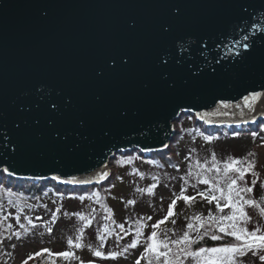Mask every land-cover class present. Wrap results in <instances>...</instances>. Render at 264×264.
Instances as JSON below:
<instances>
[{
	"label": "water",
	"instance_id": "1",
	"mask_svg": "<svg viewBox=\"0 0 264 264\" xmlns=\"http://www.w3.org/2000/svg\"><path fill=\"white\" fill-rule=\"evenodd\" d=\"M190 111L264 118V0H0V171L97 184Z\"/></svg>",
	"mask_w": 264,
	"mask_h": 264
},
{
	"label": "rangeland",
	"instance_id": "2",
	"mask_svg": "<svg viewBox=\"0 0 264 264\" xmlns=\"http://www.w3.org/2000/svg\"><path fill=\"white\" fill-rule=\"evenodd\" d=\"M184 124L185 121L180 122L181 130ZM185 142H183V146L190 148L186 147V151L187 153L191 152V156L189 159H180V164L176 167L168 163L163 166L162 162L165 163L163 159L158 162L157 160H143L136 154L120 156L118 159L120 165L117 170L120 178L107 188L111 193L108 211L100 206L101 203H95L88 197L83 199L74 197L67 201L66 209L62 210L64 216L61 219L59 217L51 218V213H46L44 210L33 212L38 215H31L30 219L43 223L46 227L44 229L41 226L31 227L32 230L37 228L41 232L35 233L28 232L26 228L18 226L17 232L24 231L21 236L12 237L7 243L6 252L0 264H21L30 255L47 248L53 254L65 251L74 253V257L69 259L53 255L57 264H81V262L83 264H136L141 255H144L145 258L140 259V264H148L149 260H152L153 264H158L157 262L160 260L157 261L153 256L145 253L147 244L151 242L150 237L153 231L158 233L159 240H167L169 247L174 251V248L184 247V245L172 244L171 241L182 238L184 232H189L190 238L196 241L198 236L203 233L204 228L200 225L210 221L208 219L210 215H231L235 211L231 207H225L226 198L219 199L220 207L224 208L221 212L216 201L208 203L207 200L197 195L199 192L205 194L213 192L217 197H220V193L214 191L212 184L218 183L220 187L226 189L227 180L223 169L229 158L244 162L243 165H236V167L246 168L247 161H252L255 164L253 169L245 173L242 180L237 181V187L252 188L251 192H241V196L244 200H254L260 207H264V195H259V193L264 194V138L252 143L250 149L247 150L244 149L247 144L238 140L213 143L211 147L207 144L200 146L199 142L191 138ZM247 151L253 155L250 157L244 155ZM213 153L219 162L217 167L221 169L220 172L213 168ZM248 153L246 154L248 155ZM209 168H212V171H208ZM111 169H115V166H111ZM228 175L235 178L238 173L229 172ZM204 178H208L210 183L207 185L202 183ZM181 193L195 197V200L185 202L183 199H177ZM173 200L176 201L173 209L174 215L168 217L167 222L161 224L159 228H153V225L167 216ZM130 201L134 203H129ZM240 202L243 203V201ZM54 208V213L59 212L56 207ZM244 208L251 220L246 224L238 221V226L246 227L248 231L260 227L264 232V215H261L259 208L250 205H245ZM195 217L201 219L197 220ZM21 219L26 221L24 217ZM221 223L226 224L231 221H222ZM188 224H193L194 229H189ZM214 226L219 228L215 223ZM49 228L53 229L54 235L48 233ZM207 229L211 234L210 230L213 227L210 226ZM62 230V233L66 235H64V239L58 238V234ZM137 231L140 232L139 237H137ZM81 232L84 233L83 236H81ZM78 237L79 239H77ZM101 237H103V241H101ZM69 238H72L73 244L80 243L81 247H70ZM137 240L139 242L135 248H128L129 244ZM94 250L103 252L104 256L108 258L95 256ZM112 253L121 254L111 258ZM262 253H264V249L250 251L247 255L239 258V264H264V260L259 258ZM187 262L188 259L183 264H187ZM190 264H197L196 259L193 258V262Z\"/></svg>",
	"mask_w": 264,
	"mask_h": 264
},
{
	"label": "trees",
	"instance_id": "3",
	"mask_svg": "<svg viewBox=\"0 0 264 264\" xmlns=\"http://www.w3.org/2000/svg\"><path fill=\"white\" fill-rule=\"evenodd\" d=\"M182 121H185V124L183 126V129L181 130L180 122ZM243 128H247V131L240 130L238 126H232L228 129L219 126H209L206 123L197 120L194 114L187 113L186 115H183L181 117L179 122H177L178 132L170 147L159 152L148 154L147 160H157L159 162L161 159H163L165 163H168L171 166H178L180 164V159H189L191 156V152L187 153V146L184 147L183 142L189 140L190 138L195 139L197 136L200 137L204 142L209 143L207 145L210 147L213 143H221L225 140H238L243 144H247L245 145V150L250 149V145H252V143H255L258 139L264 138V121L260 123H252ZM205 137H213V139L209 141L206 140ZM200 146L204 145L200 144ZM200 146L198 145V149L200 148ZM187 148L190 149L189 147ZM250 151L247 152L251 153ZM137 152L138 151L134 153L132 152V154H138L139 152ZM247 152H245L244 155L250 157L249 153L248 155L246 154ZM139 154L140 156L143 155L142 153ZM114 163H118V160ZM118 178L119 173L117 170H115L113 178L104 185L77 186L59 183L55 179L38 180L21 178L14 175H9L5 171H1L0 262L5 255L6 246L10 239L15 236H21V233L24 231L22 230L21 232H17L18 226L21 227V225H23L24 229L26 228V231L28 230V232L35 233H41L37 229V226H41L43 227V229L46 227L45 224L34 222L30 219L29 216L38 215L37 213L35 214L33 212L44 210L46 211V213H51V218L54 219L55 217H59L61 219V217L64 216V212H62V210L66 209L67 201L74 197H88L97 203H101L104 207L106 206L107 208L108 199L110 198V194L109 192H107V187L110 186L112 181H116ZM256 186L261 187V185L259 184H256ZM97 193L99 194L98 196L96 195ZM259 195L264 194L259 193ZM54 207H56V210L59 212L54 213ZM17 217H19V220H17ZM22 217L26 218V221H22ZM30 220L32 221V223H29ZM203 225V232L211 226L213 227V229L210 230L211 234L212 232H215V234L223 238L221 240H212L210 238L211 234H209L205 236L203 240L197 239V242L192 244L193 249H199L200 247L210 248L230 243H238L235 237L227 236L225 233L220 232L219 228L214 226L213 222L206 221L203 223ZM31 227L37 228L35 230H32ZM62 232L63 230L58 234V238L60 239H64L66 236ZM48 233L54 235L53 229L51 232L48 231ZM83 235L84 233L82 232L81 236ZM32 256L34 257L33 259H29V257L25 259L27 260L28 264H57L55 257L53 255H49L48 253H44L42 256H35V254ZM23 262L21 264H23Z\"/></svg>",
	"mask_w": 264,
	"mask_h": 264
},
{
	"label": "snow or ice",
	"instance_id": "4",
	"mask_svg": "<svg viewBox=\"0 0 264 264\" xmlns=\"http://www.w3.org/2000/svg\"><path fill=\"white\" fill-rule=\"evenodd\" d=\"M246 39V38H245ZM246 47V45H245ZM259 93L253 94L251 97H244V100L246 103H248L250 100H256L259 97ZM239 106V105H237ZM249 107H252L250 103H248ZM224 107H229L228 104H224ZM206 140H212L213 137H205ZM218 139V138H217ZM213 155V168L216 169L217 172H220L221 169L217 167V164L219 163L216 160L215 153ZM249 155H253L252 153H249ZM243 161L236 160L234 158H229V161L225 162L223 173L227 180V187L226 189L223 187H220L218 183H213L212 187L215 192L220 193V197H217L213 192H210L209 194H205L203 192L197 193L202 199L207 200L208 203H212L213 201L217 202V206L219 205V199L220 198H226L227 204L225 207H231L235 211L231 215H217V216H209V220L211 222H214L217 226H219V231L222 233H225L227 236L235 237L236 241H242V243H230L223 247H210V248H204L200 247L198 251H192L191 245L193 243H196L197 241H194L190 238L189 232H184L182 238L178 240L171 241L172 244L176 245H184V247L178 248L176 252H173L172 249L169 247V242L167 240H159L158 239V233L156 231H153L151 233L150 240L151 242L147 244L145 248V253L147 255L153 256L157 261L163 258V264H181V255L184 257H192L196 259L197 264H239V258L242 256L247 255L248 252L252 251H258L261 249H264V232H262L260 227H256L252 231H248L246 227H240L238 226V221L243 222L246 224L251 220V217L247 214L245 211L244 206L250 205L253 207H257L260 210L261 215H264V207H260L254 200L248 199L244 200L241 196V192H251L252 188H239L237 187V181L242 180L245 173L255 167V164L252 161H247V167H236V165H243ZM208 171H212V168H209ZM229 172H235L238 173V175L233 178L232 176H229ZM105 177L108 175L107 172L103 174ZM255 175V173H253ZM69 183H89L90 181L87 180H81L76 181L75 179H72L68 181ZM204 184H209L210 181L208 178H204L202 181ZM255 183V182H254ZM99 195L98 193L96 194ZM238 198V199H237ZM81 199H83L81 197ZM177 199H183L185 202H191L195 200V197H189L186 195H183L181 193L180 197H177ZM240 201H243L241 203ZM134 203V202H129ZM176 201L173 200L172 204L169 206V212L167 216L163 219L157 222V224L153 225V228H159L161 224H164L167 222L168 217H171L174 215L173 209L175 208ZM224 208L220 207V211L223 212ZM79 215V214H76ZM81 219H84V217H81ZM195 219L199 220L200 217H195ZM17 220H19V217H17ZM222 221H231V223H221ZM29 223H32L30 220ZM204 225L201 224L200 227H203ZM23 227V225H21ZM123 227V225H121ZM187 227L189 229H194L193 224H188ZM49 232L52 231L51 228L48 229ZM82 235V232H81ZM140 232L137 231V237H139ZM209 235V230L206 229L202 234L198 236V240H203L205 236ZM212 240H221L223 237L215 234V232H212L211 237ZM79 239V237L77 238ZM101 241H103V237H101ZM139 241L133 242L128 245V248H135L137 246V243ZM69 246L74 247H81L80 243L73 244L72 238L68 239ZM161 249H164L161 251ZM127 251V249H125ZM44 253H48L49 255H56L61 256L65 259H69L71 257H74V253L71 251H65L61 253H51L49 249H42L40 252L35 253V256H42ZM121 253H112L111 258H115L117 255H120ZM171 254V255H170ZM94 255L97 257L102 258H108L104 256V253L99 250H94ZM34 257L32 255L29 256V259H33ZM144 255H141L140 259H144ZM261 260H264V253H262L259 257ZM140 259L136 261V264H140ZM23 264H28L27 260L23 262ZM83 264V262H81ZM148 264H153L152 260H149Z\"/></svg>",
	"mask_w": 264,
	"mask_h": 264
}]
</instances>
